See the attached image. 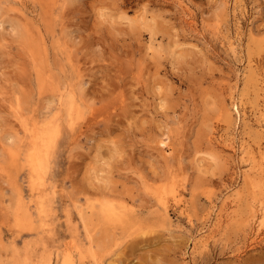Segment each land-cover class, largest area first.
Masks as SVG:
<instances>
[{"label":"rangeland","instance_id":"obj_1","mask_svg":"<svg viewBox=\"0 0 264 264\" xmlns=\"http://www.w3.org/2000/svg\"><path fill=\"white\" fill-rule=\"evenodd\" d=\"M263 105L264 0H0V264H264Z\"/></svg>","mask_w":264,"mask_h":264},{"label":"bare ground","instance_id":"obj_2","mask_svg":"<svg viewBox=\"0 0 264 264\" xmlns=\"http://www.w3.org/2000/svg\"><path fill=\"white\" fill-rule=\"evenodd\" d=\"M182 51V50H181ZM67 100V99H66ZM68 101V100H67ZM67 103V102H66ZM263 103V102H262ZM67 105V104H66ZM70 106V105H69ZM263 107H264V105H263ZM71 109H72V104H71ZM236 110V109H235ZM71 111V110H70ZM237 113V112H236ZM240 114V113H239ZM240 119V118H239ZM262 119H263V117H262ZM261 122H264L263 120H261ZM48 124V123H47ZM50 124V123H49ZM259 124V123H258ZM38 125V124H37ZM260 125V124H259ZM264 125V124H263ZM235 127V126H234ZM31 130V129H30ZM29 130V131H30ZM54 132H55V130H49V131H46V132H44V133H40V134H38V135H36L37 136V138L38 139H40L41 140V144H42V146L45 144V146H46V144L48 143V142H50V140L52 139V135L54 134ZM55 134H58L57 132L55 133ZM37 138H35L36 140H37ZM46 138V139H45ZM230 139V138H229ZM35 140V141H36ZM230 140H232V139H230ZM228 142V141H227ZM229 142H233V141H229ZM53 143V142H52ZM226 144V143H225ZM47 145H49V144H47ZM228 145H230V143H227L226 144V146H228ZM232 145V144H231ZM41 146V148H43V149H45V147L43 146L42 147ZM231 147V146H230ZM260 147V146H259ZM41 148L39 147V148H33L32 150H30L29 151V153H28V161H29V163H30V168H31V172H33L34 173V175H36V176H38L39 175V171L41 170V168H42V162H41V158L42 157H40V151H41ZM231 148H233V147H231ZM31 149V148H30ZM48 149V148H47ZM27 150V149H26ZM46 150V149H45ZM43 152H44V150H43ZM45 154H47L46 152H44ZM258 154H259V152H258ZM263 154H264V152H263ZM46 156V155H45ZM44 158V157H43ZM261 158H262V160H263V162H261V166H262V170L264 169V155H261ZM26 163V162H25ZM260 165H258L259 167H261ZM258 166H257V168H258ZM261 169V168H260ZM259 168H258V170H256L257 172L260 170ZM262 170H260V171H262ZM263 172V171H262ZM259 174H260V172H259ZM263 174V173H262ZM261 174V176H263L264 177V175H262ZM44 175V174H43ZM257 177H259L258 175H257ZM31 179H32V177H31ZM36 179V178H35ZM251 179H253V178H251ZM259 181H264L263 179H261L260 177H259ZM34 180V179H33ZM37 180V179H36ZM258 180V179H257ZM253 181L255 182L256 181V179H253ZM261 181V182H262ZM32 182V181H31ZM33 182H35V180L33 181ZM248 182V181H247ZM251 182H252V180H251ZM258 182V181H257ZM249 183V182H248ZM33 184V183H32ZM251 184V183H250ZM249 184V185H250ZM33 185H35V184H33ZM254 185V184H253ZM257 185V184H256ZM259 185V184H258ZM252 185H250V187H251ZM260 186V188H261V184L259 185ZM253 187V186H252ZM263 188H264V184H263V186H262ZM259 188V187H258ZM260 188H259V191H260ZM254 189V188H253ZM262 190H264V189H262ZM253 191H255V189L253 190ZM251 192L252 194L254 193V192ZM263 192V191H262ZM263 194V193H262ZM260 195V194H259ZM262 196H264V194L262 195ZM260 197V196H259ZM251 198V197H250ZM261 198H263V197H261ZM258 199V198H257ZM264 199V198H263ZM256 200V199H255ZM261 201V200H260ZM94 202V201H93ZM232 202V201H231ZM256 202H257V200H256ZM263 204L262 205H264V202L263 201H261ZM40 203V202H39ZM92 203V202H91ZM233 203V202H232ZM41 204V203H40ZM112 204H114V202L112 203ZM251 203H249V205H250ZM254 204V203H253ZM252 204V205H253ZM258 204V203H257ZM256 204V205H257ZM259 204H261V203H259ZM39 205V204H38ZM87 206H90V203H89V205L87 204ZM97 206H98V204H97ZM255 206V205H254ZM119 207V206H118ZM90 208H91V206H90ZM90 208H88V213H90V214H88V215H90L91 216V218L95 215V213L94 214H91L92 212H89V211H91V210H89ZM113 208H114V206H113ZM223 208V207H222ZM258 208H261V207H258ZM81 209V208H80ZM92 209V208H91ZM93 209H95V208H93ZM93 209H92V211H93ZM117 209H119V212H120V208H117V205H116V208H115V211L114 212H116L117 211ZM82 210V209H81ZM114 210V209H113ZM96 211V210H95ZM98 213L103 217V218H107L108 216H110L111 214H113L112 213V211H111V207H110V204H107V203H101V204H99V207H98ZM255 211H256V209H255ZM254 211V212H255ZM260 211V210H259ZM81 212V211H80ZM262 212V211H261ZM84 213H87V211L86 212H84ZM97 213V212H96ZM220 213V212H219ZM222 213V212H221ZM220 213V214H221ZM227 213V212H226ZM225 213V214H226ZM232 213V212H231ZM80 214V213H79ZM121 215L122 214H127L126 212H123V213H120ZM224 214V213H223ZM230 214V213H229ZM93 215V216H92ZM97 215V214H96ZM96 215H95V217H96ZM120 215V216H121ZM227 215H228V213H227ZM231 215V214H230ZM85 217H87L86 215H85ZM93 218V220L94 219H96V218ZM98 217H99V215H98ZM128 217V216H127ZM127 217H125V218H127ZM254 217H255V215H254ZM254 217H253V219H254ZM80 218H81V216H80ZM99 218H101V217H99ZM117 218V217H116ZM115 218V219H116ZM123 217H121V219H122ZM131 217H129L128 219H130ZM133 218V220L132 221H135L134 219V217H132ZM220 218V217H219ZM82 219H84V217H82ZM89 219H90V217H89ZM115 219L113 220V221H115ZM263 219V218H262ZM100 220H102V219H100ZM118 220V219H117ZM116 220V221H117ZM127 219H125V221H126ZM257 220V219H256ZM84 221V220H83ZM88 221V220H87ZM86 221V223H88ZM95 221V220H94ZM96 221H97V219H96ZM96 221H95V224H96ZM122 221V220H121ZM128 221V220H127ZM139 221H141V220H139ZM139 221H138V223H139ZM263 221V220H262ZM91 222V221H90ZM123 222H124V219H123ZM122 222V224L121 225H123V224H125L126 222H124L123 223ZM264 222V221H263ZM262 222V223H263ZM86 223H85V221H84V224H85V226H86ZM109 223H110V221H109ZM121 223V222H120ZM83 224V223H82ZM90 224V223H89ZM91 224H92V222H91ZM101 224H102V222H101ZM101 224H100V226H101ZM103 224H104V222H103ZM102 224V225H103ZM108 223H107V220H106V224L105 225H107ZM110 224H112V223H110ZM115 224V223H114ZM118 223H116V225H117ZM255 224V223H254ZM260 224V223H259ZM88 225V224H87ZM93 225V224H92ZM119 225V224H118ZM117 225V226H118ZM121 225H119V226H121ZM219 225V224H218ZM257 225H258V223H257ZM90 226V225H89ZM100 228V226L99 225H96V229L98 228V227ZM108 226V225H107ZM111 226V228H112V225H110ZM87 227V226H86ZM86 227H84L85 229H87ZM94 228V229H95ZM99 228H98V231H99ZM105 228H106V226H105ZM109 228V227H108ZM111 228L109 229V230H111ZM258 228V227H257ZM91 229V228H90ZM100 229H103L102 227L100 228ZM104 230V229H103ZM108 230V231H109ZM105 231V230H104ZM107 231V232H108ZM258 231V230H257ZM106 232V233H107ZM86 233V232H85ZM96 233V232H95ZM95 233H93V234H95ZM99 233L101 234V230L99 231ZM98 234V233H97ZM96 235V234H95ZM95 235H92V236H95ZM109 235V234H108ZM85 236H87V234L85 235ZM104 236V235H103ZM89 237H91V235L89 236ZM98 239L100 238V240H101V236L99 237V234H98ZM97 237L96 238H94V237H92V242H94V239H96L97 240ZM104 237H106V236H104ZM209 237V236H208ZM94 238V239H93ZM106 238H108V236L106 237ZM207 238V237H206ZM88 239V238H87ZM105 238H103L102 240H104ZM101 240V241H102ZM108 240H110V239H108ZM91 241H89V242H91ZM100 241V242H101ZM206 241V240H205ZM99 242V241H98ZM98 242H96L95 241V243L97 244ZM99 242V243H100ZM106 239H105V241H104V244H105V246L107 245L106 243ZM205 243V242H204ZM96 244H95V246H96ZM103 244V241H102V243H100L99 245L101 246ZM109 245H110V243H108ZM98 245V244H97ZM73 246V245H72ZM105 246H104V248H105ZM108 246V245H107ZM68 248H69V246H67ZM73 248V247H72ZM100 248H98L97 250H99ZM68 251V250H67ZM70 251V250H69ZM70 253H71V251H70ZM104 253V252H103ZM59 254V253H58ZM53 255V254H52ZM46 256V255H45ZM73 256V255H72ZM100 258V257H99ZM62 259V258H61ZM64 259V258H63ZM41 260V259H40ZM51 260V259H50ZM59 260V259H58ZM65 260L67 261L68 260V257L66 256V258H65ZM74 260V259H73ZM32 261V260H31ZM50 262V261H49ZM57 262V261H56ZM55 262V263H56ZM68 262H70V261H68ZM43 263V262H42ZM41 263V264H42ZM11 264V263H10ZM62 264V263H61ZM65 264V263H64Z\"/></svg>","mask_w":264,"mask_h":264}]
</instances>
